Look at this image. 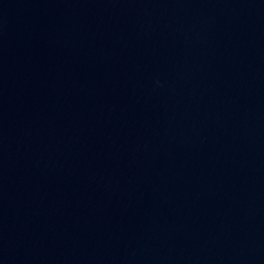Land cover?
<instances>
[{
	"label": "water",
	"instance_id": "95a60500",
	"mask_svg": "<svg viewBox=\"0 0 264 264\" xmlns=\"http://www.w3.org/2000/svg\"><path fill=\"white\" fill-rule=\"evenodd\" d=\"M0 264H264V0H0Z\"/></svg>",
	"mask_w": 264,
	"mask_h": 264
}]
</instances>
